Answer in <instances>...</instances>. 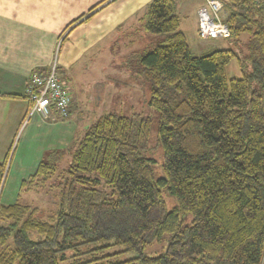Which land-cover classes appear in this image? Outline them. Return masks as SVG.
Listing matches in <instances>:
<instances>
[{"label":"trees","instance_id":"obj_1","mask_svg":"<svg viewBox=\"0 0 264 264\" xmlns=\"http://www.w3.org/2000/svg\"><path fill=\"white\" fill-rule=\"evenodd\" d=\"M221 1L229 29L221 38L233 48L201 55L190 49L175 0H150L139 18L146 32L164 35L138 55L150 83L149 105L158 112L162 177L154 179L145 154L150 119L100 115L63 172L54 176L75 140L46 151L20 183L19 191H37L50 182L55 210L49 220L37 206L0 202V264H60L66 251L78 256L82 243L100 237L138 256L76 257L69 264H264V0ZM240 46L250 70L228 79L231 58L241 62ZM9 156L0 160V193ZM160 187L176 201L169 210ZM187 214L190 223L183 225ZM149 234L170 235L164 252L141 253Z\"/></svg>","mask_w":264,"mask_h":264},{"label":"crops","instance_id":"obj_2","mask_svg":"<svg viewBox=\"0 0 264 264\" xmlns=\"http://www.w3.org/2000/svg\"><path fill=\"white\" fill-rule=\"evenodd\" d=\"M149 1L0 0V155L5 156L24 125L4 174L2 190L7 189L0 202L17 201L21 181L36 170L43 154L67 147L79 125L72 117L71 97L67 118L45 120L33 112L25 123L27 76L48 71L54 60L57 70H67L85 57L135 52L129 45L136 40L137 12Z\"/></svg>","mask_w":264,"mask_h":264},{"label":"rangeland","instance_id":"obj_3","mask_svg":"<svg viewBox=\"0 0 264 264\" xmlns=\"http://www.w3.org/2000/svg\"><path fill=\"white\" fill-rule=\"evenodd\" d=\"M175 2L180 17V27L185 33L193 54L201 55L210 49L216 48H233L232 44L224 38H201L198 36L196 27L198 21L197 12L199 7L204 6L203 0H175ZM144 9L137 12L135 21L136 40L134 44L129 45V48L136 49V53L124 56L111 52V58L102 56L85 57L73 62V65L67 70L58 69L67 92L72 98V117L78 120L79 125L73 138L75 143L62 161L57 164L54 176L63 172L71 162L72 151H74L77 141L82 137L87 127L100 115L106 112H115L125 115L139 114L150 119L149 138L145 154L152 166L154 179L162 177V149L157 140L158 112L149 105L150 83L141 76L138 55L144 54L162 42L164 35L151 34L144 30L143 21L139 20L144 13ZM247 37V34H242L241 40L245 41ZM240 47L242 50V56L240 54L241 62L238 63L235 57L231 58L226 67L228 79L242 77L250 70L249 62L244 57L246 49L243 46ZM25 121H27V114L24 118ZM23 126L14 136L9 148L8 146L6 148V154L9 152L10 158ZM2 157L4 158L3 155H0V160L3 159ZM100 187L109 189V187L104 188L102 182ZM6 189L7 187H4L2 191L5 192ZM160 191L166 210L174 207L176 205L174 197L165 187H160ZM16 200L23 204L37 206L40 210L38 215L42 219L49 220L55 210V197L50 182L47 183L46 187H41L37 191H23ZM190 220L191 216L187 214L182 217V224H189ZM31 237L33 239L40 238L34 232L31 233ZM146 239L148 242L141 250V253L144 255H157L166 249L170 235L164 234L160 239H154L149 234ZM8 245L13 246L11 239H9ZM4 247L2 246L0 249ZM78 249L82 252L78 256H72L76 253L73 249L66 251V259L61 261L60 264H69L76 257L81 261L94 257L96 261L108 262L134 259L138 256L137 252L123 251L122 245L114 244L112 239L105 237L84 242Z\"/></svg>","mask_w":264,"mask_h":264},{"label":"built area","instance_id":"obj_4","mask_svg":"<svg viewBox=\"0 0 264 264\" xmlns=\"http://www.w3.org/2000/svg\"><path fill=\"white\" fill-rule=\"evenodd\" d=\"M198 8L197 31L201 38L225 37L229 34L223 22L224 5L221 0H203ZM25 98L29 102L27 120L37 112L45 120L64 119L68 116L70 96L55 63L46 72H31L27 76Z\"/></svg>","mask_w":264,"mask_h":264}]
</instances>
